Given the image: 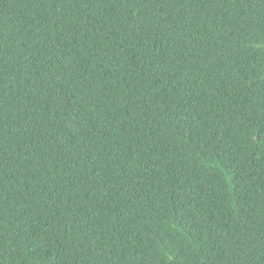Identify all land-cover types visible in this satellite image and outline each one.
I'll list each match as a JSON object with an SVG mask.
<instances>
[{"label":"trees","instance_id":"obj_1","mask_svg":"<svg viewBox=\"0 0 264 264\" xmlns=\"http://www.w3.org/2000/svg\"><path fill=\"white\" fill-rule=\"evenodd\" d=\"M0 264H264V0H0Z\"/></svg>","mask_w":264,"mask_h":264}]
</instances>
